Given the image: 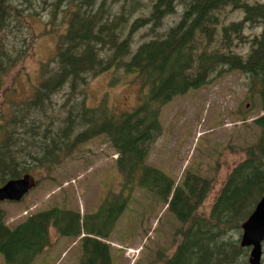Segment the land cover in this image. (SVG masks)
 Masks as SVG:
<instances>
[{
	"label": "trees",
	"instance_id": "16d2710c",
	"mask_svg": "<svg viewBox=\"0 0 264 264\" xmlns=\"http://www.w3.org/2000/svg\"><path fill=\"white\" fill-rule=\"evenodd\" d=\"M144 6L142 0H0V91L4 77L33 54L38 36L55 39L54 56L39 62L38 81L12 103L9 115L1 114L0 185L25 173L54 169L97 135L106 136L117 153L121 177L119 190L106 194L84 215L51 203L7 224L0 207V254L5 264H34L52 246L51 228L58 236H79V264H113L105 240L136 188L167 204L176 222L173 251L168 254L159 247L146 264H248V249L239 245V235L241 223L264 194V114L254 120L259 135L238 149L244 157L229 170L207 214L198 212L212 187L207 170L204 175L184 169L175 183L166 171L146 161L162 133V108L173 97L208 84L225 68L246 75L250 97L264 110V3L152 0L148 15L131 20ZM177 6L182 7L178 21L157 33ZM228 6L241 9L243 18L222 24L219 31L220 15ZM45 10L49 19L41 25L44 34H35L28 19ZM245 23L261 27L260 32L248 40ZM146 26L154 29V36L133 48V34ZM234 42L249 44L245 55L232 50ZM118 70L138 79L137 104L117 110L104 96L90 106V79L107 73L108 85L120 84Z\"/></svg>",
	"mask_w": 264,
	"mask_h": 264
},
{
	"label": "rangeland",
	"instance_id": "374dc122",
	"mask_svg": "<svg viewBox=\"0 0 264 264\" xmlns=\"http://www.w3.org/2000/svg\"><path fill=\"white\" fill-rule=\"evenodd\" d=\"M142 1L145 6L136 10L131 20L136 16L148 15L152 0ZM247 1L264 3V0ZM35 6L39 10L37 4ZM181 9V6H177V12L165 17L164 26L162 30L157 29V33L177 22ZM37 14L28 20L35 34L40 35V31L44 34L41 25L49 17L47 10L38 11ZM220 17L219 31L222 24L240 21L243 11L228 6ZM34 23L38 25L34 26ZM63 29L64 26L61 31ZM260 30L261 27L249 23L243 27L248 40ZM153 32L154 29L149 30L148 26L138 29L133 34V48L139 42L153 37ZM54 41L53 35L38 36L34 41L33 54L31 52L4 77L0 91V118L2 113L9 115L12 103L23 99L30 92L31 84L38 81L39 62L54 56ZM248 49V43H233L232 50L235 53L245 55ZM51 65L55 66V63ZM106 76L108 74L104 73L90 79L86 86L87 102L90 106L96 105L105 96L109 105L115 109L131 110L138 102L141 88L138 79L118 70L115 77L121 83L108 85ZM247 82L242 72L225 68L214 73L208 84L201 88L173 97L161 110L162 133L152 144L146 163L166 171L175 183L184 169L204 175L208 172L213 177L212 187L199 207V213L209 212L229 170L244 157L238 149L253 142L260 132L253 125L252 119L261 113V109L256 102L257 98L254 101L248 98ZM244 113L247 119L241 123L240 116H244ZM115 157L106 136L91 138L79 145L74 155L61 165L49 171L33 172V176L39 179L38 186L31 189L22 200L1 202L0 207L5 212L4 221L14 224L26 216L22 215L23 211L30 213L46 208L51 203L77 210L81 214L95 210L107 191L117 192L120 188L121 177L116 171ZM165 208L166 204L146 191L140 188L134 190L112 235L106 240L110 245L113 264H146L159 247L166 248L168 254L173 251L174 246L170 248L173 240L171 232L176 222ZM50 235L53 239L52 247L36 258L34 264H79L82 252L77 240L58 236L53 228ZM262 247L264 264V242ZM0 264H5L1 254Z\"/></svg>",
	"mask_w": 264,
	"mask_h": 264
},
{
	"label": "water",
	"instance_id": "95a60500",
	"mask_svg": "<svg viewBox=\"0 0 264 264\" xmlns=\"http://www.w3.org/2000/svg\"><path fill=\"white\" fill-rule=\"evenodd\" d=\"M35 185L36 180L29 174H24L17 179H9L0 186V201H19ZM241 229L240 245L251 247L249 263L260 264L261 242L264 239V195L241 224Z\"/></svg>",
	"mask_w": 264,
	"mask_h": 264
},
{
	"label": "bare ground",
	"instance_id": "6f19581e",
	"mask_svg": "<svg viewBox=\"0 0 264 264\" xmlns=\"http://www.w3.org/2000/svg\"><path fill=\"white\" fill-rule=\"evenodd\" d=\"M164 26V25H163ZM165 31V30H164ZM28 194V193H27Z\"/></svg>",
	"mask_w": 264,
	"mask_h": 264
}]
</instances>
